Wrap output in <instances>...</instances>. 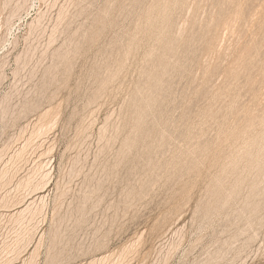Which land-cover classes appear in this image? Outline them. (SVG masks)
Here are the masks:
<instances>
[{
	"label": "rangeland",
	"instance_id": "rangeland-1",
	"mask_svg": "<svg viewBox=\"0 0 264 264\" xmlns=\"http://www.w3.org/2000/svg\"><path fill=\"white\" fill-rule=\"evenodd\" d=\"M0 178V264H264V0H0Z\"/></svg>",
	"mask_w": 264,
	"mask_h": 264
},
{
	"label": "bare ground",
	"instance_id": "bare-ground-1",
	"mask_svg": "<svg viewBox=\"0 0 264 264\" xmlns=\"http://www.w3.org/2000/svg\"><path fill=\"white\" fill-rule=\"evenodd\" d=\"M4 1H5V0H4ZM6 8H7V7H6ZM37 172H38V171H37ZM5 174H6V173H5ZM46 177H47V176H46ZM44 178H45V177H44ZM0 179H1V178H0ZM30 185H31V184H30ZM30 208H31V206H30ZM30 208H29V209H30Z\"/></svg>",
	"mask_w": 264,
	"mask_h": 264
}]
</instances>
